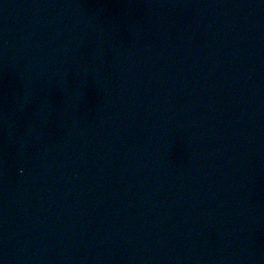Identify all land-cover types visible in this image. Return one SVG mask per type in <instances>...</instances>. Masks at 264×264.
<instances>
[{
  "label": "water",
  "instance_id": "water-1",
  "mask_svg": "<svg viewBox=\"0 0 264 264\" xmlns=\"http://www.w3.org/2000/svg\"><path fill=\"white\" fill-rule=\"evenodd\" d=\"M0 264H264V0H0Z\"/></svg>",
  "mask_w": 264,
  "mask_h": 264
}]
</instances>
